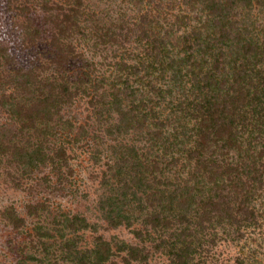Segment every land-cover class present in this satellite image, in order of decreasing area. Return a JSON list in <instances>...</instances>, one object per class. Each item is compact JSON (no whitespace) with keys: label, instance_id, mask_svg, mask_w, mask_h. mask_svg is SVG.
<instances>
[{"label":"rangeland","instance_id":"rangeland-1","mask_svg":"<svg viewBox=\"0 0 264 264\" xmlns=\"http://www.w3.org/2000/svg\"><path fill=\"white\" fill-rule=\"evenodd\" d=\"M203 1L82 0L78 27L67 28L55 49L54 26L62 18L47 8L53 3L69 7L77 0H0V264H67L61 254L66 239L75 238L82 249H91L99 237L111 243L117 264H126L125 259L131 264H173L169 243L177 245L174 253L191 241L196 250L194 264H264L263 131L262 142H255L249 151L257 161L254 184L240 185L241 194L249 193L246 214L240 217L234 211L240 195L230 203L233 218L219 208L210 220L199 209L194 218L188 217L191 223L183 216L164 222L172 213L154 197L150 200L152 187L159 181L165 198L175 190L185 194L196 188L206 211L210 203L221 201L222 183L217 187L214 177L195 170L199 155L192 153L201 144L198 134L203 123L191 121L187 108L196 94L188 77L175 78L169 69L170 64L186 61L187 67L180 65L186 72L191 70L190 63L198 67L196 71L209 72L220 55L230 53L228 40L215 45L208 39L207 35L219 39L225 27L218 12L214 14ZM214 1L222 4L225 20L234 25L231 37L240 32L264 38V8L256 0L251 7L245 0ZM195 33L200 37L195 39ZM161 42L167 56L160 49ZM153 44L156 49L152 51ZM60 54L69 57L68 66L59 62ZM50 77L84 85L87 93L62 105L53 117L55 122L45 128L46 142H40L43 137L39 140V133L23 128L12 112L19 103L31 106L36 102L34 88ZM125 82L135 90L133 96L124 93ZM118 95L124 111L137 109L128 128L122 124L118 104L113 103ZM14 98L17 104L12 103ZM93 101L100 104L98 113ZM235 146L228 156L230 162L244 159L247 162L242 166L252 164ZM133 148L143 162L159 166L155 178H149L152 187L116 175L120 165L125 172L132 170L135 161L127 153ZM243 148L248 149L247 143ZM35 150L41 153L36 151L29 164L26 158ZM215 152L218 159H228L223 147ZM37 205L46 208L31 214V206ZM116 205L129 222L113 226ZM176 212L184 211L176 208ZM75 215L89 227L76 234L66 226L63 230L59 221ZM14 216L24 220L21 226L14 224ZM157 217L162 220L155 227ZM122 242L144 249L146 259L139 255L140 259L133 260L126 252L116 251Z\"/></svg>","mask_w":264,"mask_h":264},{"label":"trees","instance_id":"trees-1","mask_svg":"<svg viewBox=\"0 0 264 264\" xmlns=\"http://www.w3.org/2000/svg\"><path fill=\"white\" fill-rule=\"evenodd\" d=\"M77 1L75 5L69 7L53 3V6H48L47 8V4H45V8L58 12L57 18H62L58 22H55L56 24L54 26L56 28V34L53 38L52 46L55 49L58 48L57 43L61 40V37H63L64 32H67V28L78 27L79 25L76 18L82 16L81 10L83 3L82 0ZM245 1H247L245 2L247 3V7L253 5V0ZM203 2H205L207 7L213 10L214 14L218 12L216 16H219V21L224 22L225 27L222 33L223 35L219 39L207 35L208 39L215 45L217 43L225 45L229 41L230 44H226V46L230 53L227 55H220L222 57L217 58L216 65L209 72H202L201 70L196 71L198 67L191 63V70L186 72L180 68V65L187 67L188 62L186 61L178 64H170L169 69H171L175 78L180 79L188 77L186 80L190 81L192 91L196 94L194 98L195 101L191 102L190 106H188L191 108H187L190 110L188 115L191 121L195 120L196 122L200 121V123H203V129H199L200 132L198 134L201 144L197 145L192 153V155H199L195 160V170H201L202 173H208V175L214 177L218 181L217 187L222 183L219 189L221 194H219V197L217 196L219 198L218 200L221 201L213 204L210 203V207L206 211V208H204L205 203H202L201 197H196V195H200L195 192L196 188H190L185 194L175 190L165 198L163 196L164 193L162 194L160 190L161 185L159 184L161 182L158 181V186L152 187V182L149 181L150 177L155 178L156 173L159 172V166L155 165L152 167L147 162H143L135 148H133L127 153V155L129 154L135 161V163L131 165L132 170L125 172L123 171L125 166L120 165L122 167L116 170V175L118 178H123L124 176L127 179L131 178L135 185L141 187L144 186V183L146 184L148 182L149 185H147V187H152L150 200L154 197V201H159L160 204L164 205L163 208L166 206L165 209L172 213L171 217L165 216L164 220L157 217L155 220V227L157 225L160 226L161 220L168 222L169 218L175 220V217L180 218L181 216L187 219V223H191L188 217L191 216L194 218L195 214L200 212L199 209H202V213L206 212V218L210 220H212L211 217L214 216L213 213L219 208L221 210L223 209L225 213H231V217L233 218V208L230 207V203L232 204L233 201H237L240 195L241 200L238 202L237 206L235 202L233 204L234 211L240 217L249 212L246 206V202H249V193L247 194V191H245L241 194L240 189L244 188L240 187V185H246L249 184V182L254 184L255 180L253 179L255 178H252V174L257 167L255 164L257 161H253L249 151L253 148L255 142H262L261 140L263 139L260 135V131L264 132V38H262V36H258L259 38L256 36H247V34L240 32L234 37H231L229 32L230 29H233L234 25L231 24L232 21L228 24L225 20L224 12H222V4H217L214 0H204ZM256 2L258 6L264 8V0H256ZM126 32L128 33V31ZM124 33L125 30H123L122 35ZM144 35L149 38V35L145 31ZM194 35L195 39L200 37L196 33ZM193 41L195 42L194 39ZM155 43H157V40ZM190 43L188 46L189 48L191 47ZM151 49L152 51L156 49V44H153ZM160 49L164 53V56L168 55V50L163 42H161ZM66 57L67 58L60 54L58 60L61 64L63 63L68 66L70 59L68 56ZM161 66L164 70L165 65L162 62ZM221 71H223V73H221ZM221 76H223V78H221ZM50 78L51 79H45L46 81H38L37 87H35L32 92L34 94L33 99H35L34 101L36 102H32L31 106L19 103L17 108L12 112V116L16 115L17 121L20 122L23 128L33 129L39 133L41 135L39 140L43 137L40 142H46L45 138L47 134L45 128H49L48 123L55 122L53 117L60 113L62 105H70L76 97L80 96L82 93H87V88H84V85L81 86L80 84L77 86V84L65 78H62V82H59L58 78ZM124 84V93L128 96H133L135 90H133L128 83L125 82ZM157 91L160 94V91ZM16 99L17 98H14L12 103H16ZM94 99L95 97L92 98V100ZM113 103L118 104L117 107L122 114V124L125 125L126 128L130 127L132 125L130 122L136 119V113L134 112L137 111V109L124 111V109H122L123 102L121 95L116 96V102L114 101ZM93 104L98 113L100 104H98V101H93ZM99 114H102L101 111H99ZM143 119L147 120V115H143ZM117 129L120 130L119 127H117ZM245 133L247 134L246 138L243 135ZM206 139L210 140L205 142ZM220 141L224 142L225 145L221 144L222 142ZM240 143L242 144L240 145ZM246 143L248 145L247 150L243 148V144ZM234 145H237V147H235L240 153H245V156L250 159L252 164H245L242 166L243 163L247 162L244 159H240V163L237 161L230 162L228 156ZM222 147L225 150V157L228 159H221V161L215 157L214 154L216 153L215 151ZM255 147L256 146H254V148ZM36 151L40 152L39 150H35L26 158L29 164L33 163V155ZM209 153H211V156L206 158L205 156ZM127 155L124 159L129 163L130 159H127ZM175 164L176 162H173V165ZM133 173H135V175H133ZM241 176L247 178V181L245 182ZM125 184L128 185V189L129 187L131 188L128 183ZM163 185L167 186V184ZM160 193L162 196L160 195V197L157 198ZM122 195L124 197L123 199H127L125 194L122 193ZM223 196H225V198ZM223 199H225V204L223 203ZM117 201L122 203V198H118ZM120 206L116 205L114 208V212L117 214V218L114 219L117 220L112 221L114 223L113 226L129 222L126 216H121L119 214L118 208ZM223 206H225V209ZM45 208L46 207H43V205L31 206L30 213L38 215V213L45 210ZM176 208L184 212L177 213ZM13 221L17 226H21L24 222L22 218L17 216L13 217ZM235 222L238 221L235 220ZM59 223L62 225L63 230L66 226L75 234L79 229H87L89 227L87 221L77 215L72 218L66 216L62 218ZM137 235L140 237V233ZM199 243L202 245V242ZM169 244L173 247L171 248L172 252L170 254H173L174 257L172 260L173 264H194L192 262V254L196 250L192 241L187 242V244L185 242L181 249L174 253L173 251L177 245L175 243ZM118 245L116 251L126 252L133 260L140 259L137 258L139 255H142V258L146 259L145 254H143L144 249L132 247L125 242ZM61 254H63V261L67 264H117L112 259L114 258L113 256L116 255L114 248H112L111 243L107 242L102 237L97 238L94 248L91 249H82L80 247V242L75 238L66 239L61 249ZM131 262V260L125 259L126 264H131ZM43 263L45 264V261H43ZM56 263L60 262L55 261L49 264Z\"/></svg>","mask_w":264,"mask_h":264}]
</instances>
